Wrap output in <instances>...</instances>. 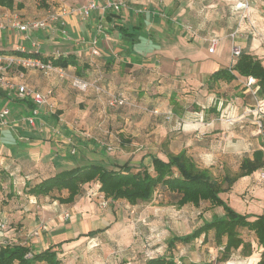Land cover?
I'll return each instance as SVG.
<instances>
[{"label":"crops","instance_id":"crops-1","mask_svg":"<svg viewBox=\"0 0 264 264\" xmlns=\"http://www.w3.org/2000/svg\"><path fill=\"white\" fill-rule=\"evenodd\" d=\"M55 1L58 4L48 7L45 12L56 11L64 6L68 10L67 13L50 22L44 29L29 30L26 33L14 29L0 31V39L11 44L9 50L2 52L8 55H18L13 50L38 52L45 57L74 55L77 66L68 65L63 68L65 71H73L75 75L92 84L108 89L109 93L123 96L129 106L117 112H112L105 106L103 113L99 114L95 108L100 110L104 106L103 98L94 96L85 99L91 112L84 117L78 114L83 118L81 119L78 115V118L69 115L63 104L54 109L45 106L52 102L53 98L51 100L48 97L46 103L34 105L31 100L16 99L0 90V109L9 107L10 110L6 123L0 124V170L6 172L5 178L0 179L3 187L0 191V222L14 221L21 226L16 232L0 228V244L8 236L17 235L19 239L26 241L34 252L53 245L54 248L64 250L63 247L70 241L74 242L78 237L88 238L91 234L96 236V240L92 241H96L97 245L98 240L101 242L102 235L105 236L104 231L108 227L110 229L119 222L123 225L124 220L119 201H110L107 208H100L102 210H98V214L95 213V208L99 209L95 203L98 200L96 182L86 183L82 193L71 204L60 203L50 195L34 196L23 193L25 182L34 184L63 168L88 161L104 162L108 165L126 162L130 166H146L151 171V155H157L166 161L167 152L177 153L181 149H186L193 158L197 152L206 155L219 152L223 158L215 163L222 168L221 175L226 171L235 172L246 152V133L236 130L233 134L232 128L238 126V123L240 125L239 119L242 115L235 117L236 119L230 115L251 110L255 117L264 118V97L256 94L247 96L250 88H244L245 84L242 82V79L247 80V77L233 71L235 79L230 82L218 81L237 86L233 90H239V96L234 97V104H228V116L224 120L222 118L225 124L222 127H228V130L213 131L206 133V136H222L225 140L227 135L230 134L231 138L235 135L237 140L241 139L237 146L220 141L216 147L214 141L208 143V138L200 141V131L196 128L201 125L186 120L183 124L178 121L182 120L180 116L173 126L168 123L170 113L176 115L173 112L175 108L186 107L182 103L184 97H193L194 93L203 99L210 95V87L213 85L207 80L208 75L235 62L230 50L233 44L242 47L243 51L264 58V15L256 14L257 17L254 18L255 27L261 36L256 35V32H252V35L247 33L244 43H240L239 39L235 43L228 36L219 12L212 17H208L207 13L213 10L211 8L222 11L226 0H120L125 5L117 12H103L100 8H95L85 16L75 9L90 1L102 4L104 0ZM256 1L259 6H264V0ZM3 7L5 6H0L1 9ZM62 30L65 33H62ZM34 36L36 39L32 38ZM213 37L218 41L210 52L208 47ZM42 44L47 48L43 53L37 51ZM17 70L24 73L23 82L34 88L35 69L13 67L8 75L16 80ZM205 82L207 84H204ZM64 83L66 82L61 81L55 89L58 94V88L64 90ZM188 89L191 94L181 95ZM90 90L94 91L93 88ZM193 101L195 100H190ZM210 106H213V103L207 104V107ZM32 107L36 108L34 114ZM56 110H61V113L56 114ZM151 111L159 114L154 115ZM178 111L180 112L179 109ZM203 112L204 110L196 111L194 116L202 120ZM30 115L33 116V122L27 118ZM206 119L208 120L203 124L208 125L201 126L204 131H208L209 127L215 124L213 117ZM234 119L238 120L233 123ZM262 122L264 124V121ZM133 123L136 126H133ZM186 123L189 126H186ZM139 127L142 129L141 135L135 131ZM83 129L86 131H81ZM259 137L260 135L255 137L257 141ZM256 148L254 147L251 153ZM153 151H156V154H153ZM238 154L240 160L235 166L231 165L230 156ZM213 165L215 164L210 163L203 167L212 171ZM262 169L264 167L259 170ZM9 191L12 197L8 199L6 193ZM2 199L7 203L1 205ZM203 205H207L209 216L204 212L198 225L203 219H210L213 214L223 213L217 211L218 206L211 207L207 201L198 207ZM124 206L128 207L130 204L126 203ZM67 211L68 216L65 215ZM37 227H41V233L30 239L28 235ZM118 229L113 231L116 236L111 239L118 243H129L131 232L124 234L119 232L121 227ZM212 234L213 232L209 231L208 237ZM254 239L251 238L252 253L243 256L239 264H258L262 248L258 250ZM257 250L258 256L251 258ZM57 257L59 258V252Z\"/></svg>","mask_w":264,"mask_h":264},{"label":"rangeland","instance_id":"rangeland-1","mask_svg":"<svg viewBox=\"0 0 264 264\" xmlns=\"http://www.w3.org/2000/svg\"><path fill=\"white\" fill-rule=\"evenodd\" d=\"M14 1L23 3V8L19 11L17 10L23 19L43 17L47 13V11L45 12V10L48 7H52L58 4L55 0H44V6L40 4L39 0ZM105 1L106 0H104L103 3ZM226 2L227 3L224 5L223 8L224 11L217 10L216 8H211L213 10L207 12L209 13L208 17L215 16L219 12L218 15L222 18V22L224 21L225 29L228 33V36L233 39L235 43L237 39L240 40V43H244V41H246L244 37L247 33L252 35V32H256V35L261 36L257 32V29L255 27L254 18L257 17L256 14L264 15V6H259L256 0H226ZM38 3L40 4V6L38 5ZM204 14H206V12H204ZM239 28L240 30H238ZM232 33H234L233 37L231 36ZM32 38L36 39L35 36ZM26 46L29 47L28 44ZM10 47L11 44L6 43L5 41H2L0 39V50H9ZM46 50L47 48L43 44L37 49V51L41 53L45 52ZM226 55H228V53H226ZM34 69L36 72L35 75L33 74V79H35L34 88L44 93H47L48 97L51 98V100L53 98L52 102L45 105L48 108L54 109L56 108V106H62L63 104V108L66 110V112H68L69 115H75V118H78V114H81L84 117L86 115H89V112H91V108L87 107L85 99H91L94 96H96V98L99 96L103 98L102 102L104 106L101 107L100 110L95 108V111L99 112V114H101L100 112L103 113L105 106L112 110V112H117L121 108H126L129 106L127 104L128 102L123 106H110L108 104L109 96L110 94L116 93H109L108 89L106 88L104 89L100 87L102 90L94 91H91L90 88L85 91L77 89L71 83V76L75 75L73 71L71 72L67 70V77H59L55 71L45 72L37 68ZM61 81H65L66 83H64L63 91L58 88V94L55 89L58 87ZM242 82L245 84L244 88H250L246 93L247 96L256 94L254 83L248 85L247 80H245V78L242 79ZM233 83H235V81ZM204 84L207 83L205 82ZM212 85V88L210 87V95L205 96L203 99L200 98V96H196L194 93L193 97H184V99H182V103L185 104L186 107L179 106L175 108L173 112L176 115L170 113L171 117H169L168 123L173 126L175 123L174 121L180 116L182 117V120L179 119L178 121H181L183 124L186 120L188 122L191 121V123L193 124L199 123L201 126H204L208 125L203 124L204 122H206V120H208L206 119V117H213L215 124L214 126L209 127L208 131H204L201 126L196 128L200 131V133H198V136L200 138L199 140L205 141L206 138H208V143L214 141V143H216V147H218L220 141H223V144L229 142L231 145L237 146V143L241 139L237 140V137L235 135H232L231 138V135L229 134L227 135L225 140L222 136H206V133H213V131L224 132L228 130V127H225V129L224 127H222L225 126L223 120L225 117L228 116L227 110L230 109L228 107V104H234V97L239 96V90H233L236 89L237 86L233 87L229 84H224L220 82L212 83ZM185 89H187L186 86ZM185 94H191L189 89L181 95ZM191 99L195 100L196 102H190ZM54 102H56L55 105ZM176 102L178 103L180 101ZM209 102L210 104L213 103V106L207 107V104ZM132 108H134V106H132ZM178 109L180 110V112L178 111ZM200 110H204L202 120L194 116V112ZM151 113L154 115L159 114L154 113V111H151ZM130 114L133 115L132 112ZM239 115H242L241 119H239L240 125L239 123L238 126L235 125L232 128V131L233 134L236 133V130H240V132L244 131V133H246V135H244L246 144V152L244 154H251V150L254 147H261L264 150V128L262 130V133L260 134H257L255 131V121L258 120L262 122L264 121V118L255 117L251 110L244 112L242 111V113L239 114H232L230 115V117L232 116L233 118H237ZM79 117L81 118V116ZM237 120H235L233 123H235ZM133 124V126H136L135 123ZM185 125L189 126L187 125V123ZM198 128H201L203 130H200ZM81 131H86V129H83ZM135 131H138L140 135L142 133L141 127H139ZM85 134L86 133H84V135ZM258 135H260L259 141H257V139L255 138ZM261 135L263 136L261 137ZM153 154H156V151H153ZM194 158L202 166L214 163L215 165H213L211 168L213 173L215 175L222 176V168L220 166H216L215 163L217 160L223 158L221 153L219 154V152H217L214 155H206L197 152L194 155ZM239 160V154L230 156L231 165L235 166ZM263 170L264 169L257 170L250 175L238 179L233 184L229 192L226 191L221 193V197L223 198V200L237 212L248 214H264V178L260 177V173ZM96 198H98V200H95V203L99 207V209L95 208L94 211L98 214V210L107 208L109 201L107 202V205L105 207H101L99 206L100 196H96ZM173 202L174 195L168 193L167 191L161 188L155 191L153 198L149 201L139 202L136 205H130L128 207L124 206V204L126 203L119 201L118 204L119 208L122 209L121 214L122 219L124 220V224L122 225V223L119 222L118 225H114L110 229L108 227L104 231L105 236L102 235L103 240L102 238L100 240L101 242H99L98 240L97 245L95 244L96 241H92L96 240V236L91 234L92 236L89 235L88 238L86 236L85 238L78 237L77 239H74V242L70 241L69 244H66L63 247L64 250L57 249V252H59L60 264H142L144 260L149 256L158 255L163 252H166L167 250L165 247V242L167 238H169L173 234L184 233L191 230L194 226L198 225V222H200L201 218L204 215L203 213H208V211L206 210L208 209L207 205L195 207L186 204L181 207H178L177 205L173 204ZM217 211H220L222 213V207L218 206ZM66 213L68 214L69 211L65 212V214ZM206 216L208 217L209 213L206 214ZM120 227L122 228V230L119 232H123L124 234H127V232H131L132 237L129 243H122L121 241V243H118L111 239L116 236L115 234H113V231L119 230L118 228ZM38 233H41V229ZM242 234L244 238L250 241L251 238H254V235L247 230H242ZM38 235L30 234L28 236L31 239L32 237ZM2 242H5V239H3ZM218 249L219 248L214 245L213 238L211 235L206 241H203V237L200 236L199 238H196L195 240L186 244L178 243L176 247L172 250V252L177 259L182 258L188 262L210 260L213 262L212 264H239L243 260V256L239 253V251H234L232 252L228 260L216 262L215 258L218 255ZM260 249L261 248H258V250ZM258 250L253 253L251 258L258 256Z\"/></svg>","mask_w":264,"mask_h":264},{"label":"trees","instance_id":"trees-1","mask_svg":"<svg viewBox=\"0 0 264 264\" xmlns=\"http://www.w3.org/2000/svg\"><path fill=\"white\" fill-rule=\"evenodd\" d=\"M39 1L42 6L45 5L44 0ZM40 4L38 3L39 6ZM0 6L19 11L24 5L14 0H0ZM13 51L20 56H38L58 67L65 68L68 65L77 66L78 64L74 55L71 54L45 57L38 52ZM233 71L241 76L254 78L256 95L264 97V58L241 50L231 66L213 71L208 75L207 80L210 85L218 81L230 82L236 78ZM55 112L60 114L61 110ZM262 125L264 127V124ZM166 156L165 161L157 155H151V171L146 166H130L126 162L108 165L104 162L88 161L63 168L34 184L27 181L23 193L34 196L50 195L60 203L71 204L82 193L86 183L96 182L98 183L96 196L100 195L107 202L121 201L136 205L139 202L151 200L155 191L160 188L174 195L173 204L178 207L185 204L198 207L202 202L207 201L211 207H222L223 213L213 214L210 219H203L201 224L189 232L173 234L165 242L166 252L149 256L142 264H212L210 260L188 262L182 258L177 259L172 252L178 243L186 244L200 236L203 237V241L208 240L209 231L213 232V243L219 248L216 262L228 260L234 251H239L242 256H248L252 253V243L244 238L242 230H247L254 235L257 247L262 248L258 264H264V214L237 212L220 196V193L228 191L238 178L250 175L264 167V150L259 147L254 149L251 155H243L238 170L226 171L221 177L215 175L208 167L199 165L186 149H181L177 153L167 152ZM5 176L6 172L1 169L0 179H4ZM1 181L0 191L3 190ZM6 195L8 199L12 197L10 191ZM4 203L7 201L2 199L1 205ZM3 223H5V230L12 229L16 232L21 227L14 221ZM28 252L31 253L30 256H26ZM43 263L60 264L57 248L49 246L42 251L34 252L26 241L19 239L17 235L8 236L5 242L0 244V264Z\"/></svg>","mask_w":264,"mask_h":264},{"label":"built area","instance_id":"built-area-1","mask_svg":"<svg viewBox=\"0 0 264 264\" xmlns=\"http://www.w3.org/2000/svg\"><path fill=\"white\" fill-rule=\"evenodd\" d=\"M124 2L120 0H106L102 4H98L94 1H90L84 6L75 9L79 14L83 16L87 15L91 9L100 8L103 12L112 10L119 11L124 6ZM67 8L61 6L56 11H47V13L40 18H30L23 19L17 10L9 9L3 7L0 10V31L5 30H19L22 32H27L29 30H38L44 29L48 26L50 22H54L59 19V16L67 13ZM62 33H65L62 30ZM234 36V33L231 34ZM210 46L208 50L212 52L217 44L218 39L213 37L210 39ZM241 47L237 44H233L231 47V54L233 58H236L241 53ZM94 53H97L96 50H93ZM25 67V68H37L39 70L49 72L55 71L59 77H67L66 71L63 67L53 66L50 61H44L38 57H26V56H18V55H8L2 51H0V90L5 91L7 96L15 97L16 99H26L31 100L34 105H40L47 102L48 94L42 91H39L31 86H28L23 82L24 73L21 70H17L16 80L12 79L8 73L13 67ZM71 83L74 87L81 91H85L88 88H93L94 90H102L100 86L94 85L88 80L81 78L78 75L71 76ZM255 83V79L252 77L247 78V84ZM127 103L126 98L117 94H110L108 99V104L110 106H122ZM33 114L36 113V108L33 110ZM9 107H3L0 109V124L6 123V116L9 114ZM30 122H33V116L27 117ZM256 123V133L260 134L263 130L262 122L255 121ZM260 177L264 178V170L260 173ZM107 205V200L100 196L99 206L105 207ZM68 215L67 213L65 214ZM5 223L0 222V228H4ZM41 227H37L33 229L30 234L38 235ZM31 253L28 252L26 256H30ZM46 264V263H43Z\"/></svg>","mask_w":264,"mask_h":264}]
</instances>
